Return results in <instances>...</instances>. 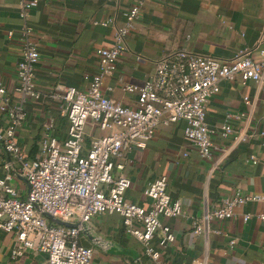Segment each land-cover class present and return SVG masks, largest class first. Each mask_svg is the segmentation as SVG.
Listing matches in <instances>:
<instances>
[{"label":"crops","instance_id":"obj_1","mask_svg":"<svg viewBox=\"0 0 264 264\" xmlns=\"http://www.w3.org/2000/svg\"><path fill=\"white\" fill-rule=\"evenodd\" d=\"M36 1L28 21L39 37L35 80L42 98L25 101L26 120L17 130L21 149L28 157L37 155L47 118L55 119L54 134L64 139L66 117L60 113L59 102L49 95L59 84L87 88L83 75L96 71V49L112 45L114 32L125 23L126 12L136 0ZM102 21L109 22L104 25ZM22 22L18 0H0V80L10 93L17 84ZM126 43L127 51L115 71L103 79L102 90L106 96L133 106L135 94L123 91L120 85H141L155 60L169 52L186 49L227 60L239 50L250 49L260 57L258 50L264 49V0H149ZM219 86L207 103L206 121L216 130L213 144L225 152L216 150L211 158L200 157L185 141L184 122L179 121L160 125L145 147L130 149L122 159L123 172L131 180L125 191L127 200L148 207L143 192L146 185L166 175L171 196L182 202V215L160 218L174 233V242L161 248L156 234L152 243L164 264H264V219L258 217L264 213V201H247L234 209L231 218L209 221L206 234L192 232V221L226 195L239 191L264 197V145L258 134L264 128L263 98L251 81L242 84L237 79H224ZM244 96L249 97V103ZM240 112L250 115L247 120L253 134L234 145L232 136H222L219 128L227 113ZM228 122L238 129L242 120L231 118ZM86 132V144L92 136L103 133L90 126ZM251 155L257 156L256 163L250 161ZM7 172L18 197L26 198L27 183L13 170L0 142V178ZM245 214L250 217L244 221ZM215 229L219 232H213ZM79 242L93 248L91 264H153L142 253L140 241L126 233L115 214L94 216L81 231ZM14 247L13 234L0 230V263L41 264L45 258V253L33 249L12 258Z\"/></svg>","mask_w":264,"mask_h":264},{"label":"built area","instance_id":"obj_2","mask_svg":"<svg viewBox=\"0 0 264 264\" xmlns=\"http://www.w3.org/2000/svg\"><path fill=\"white\" fill-rule=\"evenodd\" d=\"M147 1L136 0L126 12L125 23L114 32L112 45L96 49L97 69L83 75L88 80L87 88L65 84L55 87L49 97L59 102L60 113L66 117L65 137H56L55 119L47 118L37 155L28 157L21 149L17 130L26 120L25 101L42 98L35 80L36 64L40 61L39 37L28 21L29 11L37 1L18 0L23 22L13 92L0 80V142L13 170L28 186L26 198H20L9 184L11 173L0 178V230L14 236L12 258L33 249L45 253L41 264H91L93 248L81 244L79 235L94 216L115 214L126 233L140 241L142 253L153 264H164L161 252L152 243L156 234L161 248L174 242V233L160 218L182 215V202L171 196L166 175L146 185L143 192L149 200L148 207L127 200L125 191L131 180L123 172L125 153L134 147H145L160 125L179 121L184 122L185 141L195 147L200 157L211 158L216 150L225 152L226 149L213 144L216 130L206 121L207 103L220 90L221 80L253 82L264 102V49L258 50L260 57H255L250 49H242L227 60L178 49L156 59L152 72L141 85H120L123 91L135 94L133 106L106 96L103 79L115 71L118 60L127 51L126 38ZM11 35L9 32L8 37ZM243 99L249 103V97ZM248 116L242 112L227 113L220 134L232 136L234 145L247 141L253 134L249 132ZM231 118L242 120L238 129L229 124ZM87 126L103 132L92 136L88 144ZM258 134L264 145V128ZM249 159L253 163L258 161L255 155ZM253 200L264 201V197L239 191L222 197L201 218L192 221L193 234H206L209 221L229 219L237 206ZM46 214L73 226L52 222ZM249 217L245 214L243 220ZM258 217L263 220L264 213Z\"/></svg>","mask_w":264,"mask_h":264},{"label":"water","instance_id":"obj_3","mask_svg":"<svg viewBox=\"0 0 264 264\" xmlns=\"http://www.w3.org/2000/svg\"><path fill=\"white\" fill-rule=\"evenodd\" d=\"M46 217H47L50 221L55 222V223H57V224H61V225H65V226H73L72 223L67 222V221H64V220H61V219H58V218H55V217H53V216L50 215V214H46Z\"/></svg>","mask_w":264,"mask_h":264},{"label":"trees","instance_id":"obj_4","mask_svg":"<svg viewBox=\"0 0 264 264\" xmlns=\"http://www.w3.org/2000/svg\"><path fill=\"white\" fill-rule=\"evenodd\" d=\"M33 156V155H32ZM35 157V156H34Z\"/></svg>","mask_w":264,"mask_h":264}]
</instances>
